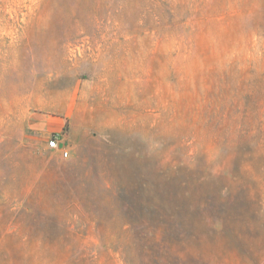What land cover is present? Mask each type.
<instances>
[{
    "label": "rangeland",
    "instance_id": "rangeland-1",
    "mask_svg": "<svg viewBox=\"0 0 264 264\" xmlns=\"http://www.w3.org/2000/svg\"><path fill=\"white\" fill-rule=\"evenodd\" d=\"M0 264H264V0H0Z\"/></svg>",
    "mask_w": 264,
    "mask_h": 264
},
{
    "label": "crops",
    "instance_id": "crops-1",
    "mask_svg": "<svg viewBox=\"0 0 264 264\" xmlns=\"http://www.w3.org/2000/svg\"><path fill=\"white\" fill-rule=\"evenodd\" d=\"M63 126V122L58 118H53L47 115L32 116L30 120V129L43 138L50 137L57 133Z\"/></svg>",
    "mask_w": 264,
    "mask_h": 264
},
{
    "label": "built area",
    "instance_id": "built-area-1",
    "mask_svg": "<svg viewBox=\"0 0 264 264\" xmlns=\"http://www.w3.org/2000/svg\"><path fill=\"white\" fill-rule=\"evenodd\" d=\"M48 148L52 150H60L63 158H67L69 156V150L64 146V142L62 140V134L60 132L54 133L49 137L47 142Z\"/></svg>",
    "mask_w": 264,
    "mask_h": 264
}]
</instances>
